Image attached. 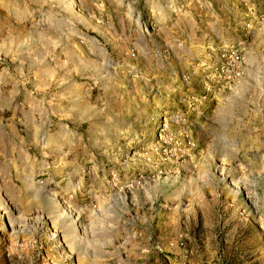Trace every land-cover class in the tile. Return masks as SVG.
I'll list each match as a JSON object with an SVG mask.
<instances>
[{
    "label": "rangeland",
    "instance_id": "1",
    "mask_svg": "<svg viewBox=\"0 0 264 264\" xmlns=\"http://www.w3.org/2000/svg\"><path fill=\"white\" fill-rule=\"evenodd\" d=\"M0 264H264V0H0Z\"/></svg>",
    "mask_w": 264,
    "mask_h": 264
}]
</instances>
